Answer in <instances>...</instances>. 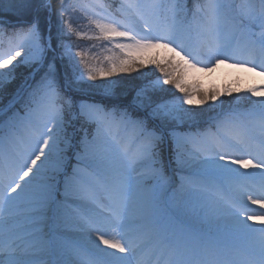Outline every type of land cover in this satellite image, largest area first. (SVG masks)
<instances>
[{
    "label": "snow or ice",
    "instance_id": "snow-or-ice-1",
    "mask_svg": "<svg viewBox=\"0 0 264 264\" xmlns=\"http://www.w3.org/2000/svg\"><path fill=\"white\" fill-rule=\"evenodd\" d=\"M0 5V38L21 49L0 56V264H152L138 258L147 244L158 254L155 264H264V215L248 214V202L264 208V85L247 89L262 98L247 113L254 131L243 126L236 135L195 147L193 134L175 131L196 119L197 109L183 105L216 103V92L194 101L157 63L165 79L136 85L121 108L77 104L83 74L50 29L47 39L43 35L40 12H51L50 0ZM186 7L185 0H124L118 11L127 30L120 31L115 19L96 27L107 39L132 41L115 45L122 50L167 48L184 53L191 67L199 56L219 64L217 57L246 55L240 66L264 70V0H205L195 23ZM21 12L31 18H2ZM20 68L26 73L9 92ZM139 68L125 57L100 75ZM88 79L96 80L93 70ZM166 84L183 100L164 99ZM206 152L211 155L202 156ZM166 153L173 172L187 173L178 183L164 165ZM245 155L257 162L240 158ZM248 176L259 177L258 191L235 183ZM233 248L241 250L239 261Z\"/></svg>",
    "mask_w": 264,
    "mask_h": 264
},
{
    "label": "rangeland",
    "instance_id": "rangeland-1",
    "mask_svg": "<svg viewBox=\"0 0 264 264\" xmlns=\"http://www.w3.org/2000/svg\"><path fill=\"white\" fill-rule=\"evenodd\" d=\"M115 4L114 9H111L107 4ZM7 2V0H5ZM51 2V0H50ZM55 0L53 3L55 4ZM124 2V0H62L63 7L66 9L64 11V15L69 20V23L75 25V29L78 31L79 36L83 34L85 31L87 33L88 29L97 31L99 38L92 41L89 45L86 41L84 54L83 56H79L82 58L84 62V69H80L79 73L83 74V90L75 93V102L77 104L80 102L92 103L90 101L94 95L100 94L107 96L105 94V90H108L111 93L112 97H119L120 91L123 94L128 93V88L132 89L140 84V85H151L155 83L157 80L162 82L165 77L160 71V68H157L155 65L158 63L161 68L167 71L170 75L167 77L168 79H177L179 82L191 93V98L196 101L201 98V96L210 94L212 92H216L218 94V102L213 103L211 101L206 104L196 105H187L184 104L185 108H194L200 110V112H207L209 109H213L214 111L210 114L211 118L208 121H213L210 124L207 123L203 128H194V125L198 124L195 121H190L185 124L179 125L175 131L178 133H191L192 135V144L195 147L205 148L210 146L208 143V138H214L216 141L220 135L229 134L236 135L242 129V125L248 126L249 129L255 130L253 127V120L251 117L247 116L252 110V106H248L247 103H242L240 99H246L250 96L254 97L255 100L262 99L261 97H257L247 92V89L257 86L264 85V75H261L262 69L257 68L256 71H249L248 69L253 67L251 63H249L246 67L240 66L243 64L244 59L248 57L246 55H238L236 58L224 60L223 57H217L216 59H220L222 62L216 64L215 59L209 61L206 56H199L196 59H192V63L196 64L195 67H191L189 63H187L181 57L184 53H181L180 56H177L175 52H172L170 49L162 48V47H153L142 50H122L117 48L115 45L118 43H131L132 41L127 40L125 38L113 37L110 39L105 38L100 30L96 27L99 24H111L113 19L120 20L121 24L118 26L120 31H125L127 28L125 25L127 21L120 15L118 9L120 4ZM189 0H185L186 3V11L188 13V21L195 23L193 19L194 14L196 13V8L198 4L205 3V0L200 1L199 3H193L191 6L189 4ZM52 3V5H53ZM188 7H192L190 10V14L188 12ZM20 14V13H18ZM88 20L87 22H85ZM92 21V24L90 22ZM85 22L84 24H82ZM10 23H16L11 22ZM84 29V30H83ZM142 29V25L137 30L140 31ZM11 31V29H9ZM76 34V36H78ZM45 39L48 38V35H44ZM140 37L137 36V39ZM95 41V42H94ZM93 42L98 48H91L93 46ZM16 42H9L7 36L0 38V56L3 58H7L6 53L11 49L14 53L15 51L21 50L19 48L14 47ZM64 52H68L71 50L70 47H67V44H63ZM174 47V45H173ZM179 51V49H177ZM74 53V52H73ZM243 56V57H242ZM98 57V58H96ZM125 57H132L136 60L137 64L140 65L138 72L134 70L131 73H113L111 76L102 77L100 75V71L104 69H110L113 61L119 62L123 60ZM244 58V59H243ZM191 59V58H189ZM222 65V66H220ZM216 66H220L217 68L216 73L213 72V68ZM93 70L96 73V80L88 79V71ZM140 70V71H139ZM136 72V73H135ZM26 70L24 68H20L16 71L17 80L9 86L8 91H13L17 85L20 84L22 77L25 75ZM138 73V74H137ZM134 74V78H137L140 82L136 85H129L127 79ZM6 75V74H5ZM126 87V88H123ZM235 87L238 89L236 91ZM130 88V89H131ZM165 91L161 93L164 99L171 100L176 97H179L183 100V93L179 92V90L175 89L174 85L167 84L163 85ZM124 89H127L123 91ZM90 91H93L92 93ZM228 93H231L229 95ZM225 95V99L223 97ZM233 96L232 100L231 97ZM77 97V98H76ZM84 97V99H80ZM124 97V96H122ZM80 99V100H79ZM231 101V102H230ZM5 103H7V98L5 99ZM97 103V102H96ZM212 103V105H211ZM109 110L112 107L106 106ZM229 115L233 118H238L239 123L235 122L234 119L229 118ZM220 116V117H219ZM219 117V118H218ZM249 121V124L246 123ZM77 135H82L79 130V123L76 124ZM71 131V129H69ZM199 133L200 135H196ZM26 135V133H25ZM214 141V142H215ZM236 156H233L232 159H236ZM242 159L252 160L253 163H256V160L252 159L251 155H245L240 157ZM164 165L168 169L170 174L175 175L176 182H179L181 176L186 175L187 173L184 171H176L173 172V169L176 165L170 160L168 154H165ZM240 172H249L251 166L248 169H245L243 166L237 165ZM256 176H248L239 178L235 183L239 185V183H244L249 186V189H257L259 190V179L255 180ZM62 179V178H61ZM225 187V186H224ZM255 187V188H254ZM227 188V187H225ZM213 189L210 187L209 191L211 192ZM171 191V190H170ZM249 205H252L248 202ZM55 229V225L52 226ZM55 235V232L53 233ZM234 243L239 244L240 241H235ZM103 247V245H101ZM150 248L153 247L151 244L145 245L144 248L138 253V258L151 261L157 257V253L154 251L151 252ZM235 253V257L239 260L242 258V253L239 248H233L232 255Z\"/></svg>",
    "mask_w": 264,
    "mask_h": 264
},
{
    "label": "trees",
    "instance_id": "trees-1",
    "mask_svg": "<svg viewBox=\"0 0 264 264\" xmlns=\"http://www.w3.org/2000/svg\"><path fill=\"white\" fill-rule=\"evenodd\" d=\"M55 0H51V5ZM62 0H57L56 2V7L55 4L53 3L52 5V9L51 12L49 13L48 11L45 10H41L40 12V16H41V27H42V31H43V35H49V29L51 30V36L54 42L59 41L62 44H67V47H70L71 50L68 51L67 53L72 57V63L78 65L79 70L80 69H84V62L82 61V58H79V56H83L84 54V48H85V43L86 41L88 42V44L90 45L92 43L93 40L96 41V39L99 38V35L97 34V31H93V30H89L87 31V33L84 31L83 34L81 36H79L77 34V30L75 29V25H73L72 23H69V20L66 18V16L63 14L61 16L60 14V10L63 7V3H61ZM189 4H191V6H193V3H199L202 0H189ZM188 3V0H187ZM108 4V1H107ZM109 7H111V9H114V5L115 4H108ZM4 5H0V8H3ZM33 7H35V5H33ZM192 7H188V12L190 14V10ZM31 13H27V12H21L20 14H16V15H12L11 13H6L2 18L6 21V22H17V21H22V20H28L31 18ZM88 20H86L85 22H87ZM85 22H83L82 24H84ZM90 24H92V21L90 22ZM69 26L71 27V31L69 32ZM84 30V29H83ZM76 34L78 36H76ZM94 41V42H95ZM93 42V46H90L91 48H98L99 46H96ZM61 51H63V49H60ZM74 52V53H73ZM98 58V57H96ZM69 60L66 58L64 61V64H68ZM61 71H63V64L61 65ZM103 71H108V69H104ZM140 71V70H139ZM101 72V71H100ZM98 72V73H100ZM138 72V71H137ZM96 73V74H98ZM136 73V72H135ZM138 74V73H137ZM134 74L131 75V77L129 79H127V82L129 83V85H136L137 83H139L140 81L137 78H134L133 76ZM167 85V84H166ZM128 87V86H126ZM123 86V88H126ZM131 87L128 88V93H131L132 88ZM236 91H238V89L235 87ZM127 89H124L123 91H125ZM91 93L93 91H90ZM119 97H112V96H104V95H94V97L91 99V101H96V102H101L107 106H117V108H121L122 105L124 103H126L127 101L124 100V97L126 94H123L121 91L119 93ZM124 96V97H122ZM223 97L225 98V95L223 94ZM77 98V97H76ZM233 96L231 97L232 100ZM80 99H84V97L80 98ZM79 99V100H80ZM227 99V98H225ZM242 101V103H247V105L250 107L252 106V101H255L254 97L250 96L246 99H240ZM231 102V101H230ZM77 103V101H76ZM212 105V103H211ZM253 107V106H252ZM215 108V106H214ZM214 108L212 109L214 111ZM211 109H209V111L207 112H200V110H197L195 115H196V121L198 124L202 125L205 123V121H207L209 118H211L210 114ZM212 111V112H213Z\"/></svg>",
    "mask_w": 264,
    "mask_h": 264
},
{
    "label": "bare ground",
    "instance_id": "bare-ground-1",
    "mask_svg": "<svg viewBox=\"0 0 264 264\" xmlns=\"http://www.w3.org/2000/svg\"><path fill=\"white\" fill-rule=\"evenodd\" d=\"M220 66H222V65H220ZM220 66H216L215 68H213V72L212 73H216V70H217V68H219ZM208 141H210L208 144L209 145H212V144H214V138H208L207 139ZM211 155V152H206V153H203L202 154V156H210ZM250 172H251V169H250ZM255 180H258L259 179V177H257V178H254ZM229 184H230V182L229 181H225L224 182V185L223 186H225V187H229ZM240 184V183H239ZM255 188V187H254ZM248 191H250V192H254V191H258V188L256 189H249L248 188ZM245 199H246V197H245ZM249 209H250V211H249V213L248 214H251V215H257V216H260V215H264V208H259L257 205H249ZM249 223H253V221H249ZM257 224H258V222H256ZM233 256L235 257V253H233ZM238 261H239V259L237 258V257H235Z\"/></svg>",
    "mask_w": 264,
    "mask_h": 264
}]
</instances>
